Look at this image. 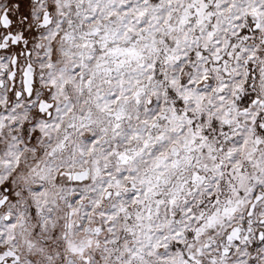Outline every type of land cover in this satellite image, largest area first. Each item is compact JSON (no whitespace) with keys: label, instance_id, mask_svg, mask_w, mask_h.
Returning a JSON list of instances; mask_svg holds the SVG:
<instances>
[{"label":"snow or ice","instance_id":"1","mask_svg":"<svg viewBox=\"0 0 264 264\" xmlns=\"http://www.w3.org/2000/svg\"><path fill=\"white\" fill-rule=\"evenodd\" d=\"M0 264H264V0H0Z\"/></svg>","mask_w":264,"mask_h":264}]
</instances>
